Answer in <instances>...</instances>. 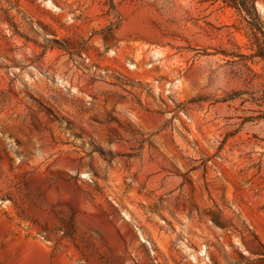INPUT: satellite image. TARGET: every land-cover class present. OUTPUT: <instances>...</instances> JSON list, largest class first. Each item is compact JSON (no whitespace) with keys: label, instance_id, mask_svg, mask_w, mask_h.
<instances>
[{"label":"rangeland","instance_id":"rangeland-1","mask_svg":"<svg viewBox=\"0 0 264 264\" xmlns=\"http://www.w3.org/2000/svg\"><path fill=\"white\" fill-rule=\"evenodd\" d=\"M250 33L222 0H0V264H264Z\"/></svg>","mask_w":264,"mask_h":264},{"label":"trees","instance_id":"trees-1","mask_svg":"<svg viewBox=\"0 0 264 264\" xmlns=\"http://www.w3.org/2000/svg\"><path fill=\"white\" fill-rule=\"evenodd\" d=\"M227 6L236 9L247 22L251 30V44L256 47L254 56L264 63V20L258 11L257 0H222ZM233 96H229V99ZM264 118V113L257 116Z\"/></svg>","mask_w":264,"mask_h":264},{"label":"built area","instance_id":"built-area-1","mask_svg":"<svg viewBox=\"0 0 264 264\" xmlns=\"http://www.w3.org/2000/svg\"><path fill=\"white\" fill-rule=\"evenodd\" d=\"M199 255L204 258L203 260L205 261L206 264H211V259L205 250L202 253L199 252Z\"/></svg>","mask_w":264,"mask_h":264},{"label":"bare ground","instance_id":"bare-ground-1","mask_svg":"<svg viewBox=\"0 0 264 264\" xmlns=\"http://www.w3.org/2000/svg\"><path fill=\"white\" fill-rule=\"evenodd\" d=\"M211 227V226H210ZM212 228V227H211ZM208 233H211V231H209ZM210 235V234H209ZM236 241H238V240H236ZM237 243V242H236ZM239 244V243H238ZM206 251V253L208 254V249H207V247L206 246H202V249L199 251L200 253H202L203 251ZM208 256H209V254H208ZM210 257V256H209ZM193 259L194 260H196V257L195 256H193Z\"/></svg>","mask_w":264,"mask_h":264}]
</instances>
